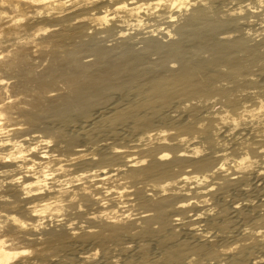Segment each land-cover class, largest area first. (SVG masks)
I'll return each instance as SVG.
<instances>
[{
    "label": "bare ground",
    "instance_id": "1",
    "mask_svg": "<svg viewBox=\"0 0 264 264\" xmlns=\"http://www.w3.org/2000/svg\"><path fill=\"white\" fill-rule=\"evenodd\" d=\"M252 18L264 0H0V264H264Z\"/></svg>",
    "mask_w": 264,
    "mask_h": 264
},
{
    "label": "rangeland",
    "instance_id": "2",
    "mask_svg": "<svg viewBox=\"0 0 264 264\" xmlns=\"http://www.w3.org/2000/svg\"><path fill=\"white\" fill-rule=\"evenodd\" d=\"M219 8H221V7H219ZM251 20H255V21H259V20H257L256 18H252ZM260 23H262V20H260L259 21V24ZM257 25H258V23H256ZM263 25H264V23H262ZM256 28H258V27H255L254 29H256ZM13 31H15V30H13ZM6 32V31H5ZM234 34H236V33H234ZM3 36V35H2ZM221 35H219V37H220ZM8 37V36H7ZM113 39L114 38H109L108 39V41H107V43H105V44H107V45H112L113 43H115V42H113ZM111 42V43H110ZM113 42V43H112ZM87 57V56H86ZM152 57H154V58H152ZM156 57V58H155ZM87 58H89V60H91V59H93V57H87ZM86 58V60H88ZM150 59H153V60H155V59H157V55H155V54H153V55H151V58ZM44 61H43V63L41 64V65H39V67L38 68H36L38 71H40V70H42V68H43V65H47V62H46V60L47 59H43ZM41 62H42V60H41ZM260 65L261 66V63H257V64H255V67L254 66H252L253 67V69H252V71H257V72H255L254 74H259V75H261V74H263V71L261 70V68H260V66H258L257 67V65ZM177 65V64H176ZM42 66V67H41ZM45 67V66H44ZM222 69H226V68H222ZM260 69V70H259ZM261 71V72H260ZM254 78H255V81H258V77H256V76H254ZM13 81H14V79H12ZM13 81H10V82H13ZM239 90H246V89H239ZM256 90H259V91H262L263 89H262V86L260 85V86H258L257 87V89ZM239 94V93H238ZM258 110H256L255 112H257ZM98 116V114L97 113H94V116L93 117H97L96 115ZM20 120V119H19ZM21 121V120H20ZM3 122H5V121H2V123ZM83 124V123H82ZM81 123L79 124H74V125H71V126H69L68 128L69 129H67L68 131H70V132H72V131H75V130H77V129H79V128H82V127H84L85 126V124H83L82 125ZM56 126V125H55ZM72 126H74L73 127V129H72ZM82 126V127H81ZM25 128H27V126H24ZM77 129H76V128ZM256 127H258V124H255V120L253 119V118H250L249 119V121H248V125H247V128L248 129H255ZM260 127V126H259ZM66 130V131H67ZM72 130V131H71ZM123 131H125V128L124 129H122ZM121 134V133H120ZM255 133H253V135H254ZM124 138H126V139H124ZM124 138L121 140V139H117V140H115V139H111V138H109L108 137V142H114V143H118V144H124V143H127L128 142V140L129 139H131V138H129V137H125L124 136ZM129 138V139H128ZM111 139V140H110ZM98 140H99V138H98ZM97 140V141H98ZM129 144V143H128ZM64 144H61V146H63ZM87 147L89 146V147H93V148H96V146L95 145H93V144H89V143H87V144H85ZM92 145V146H91ZM252 198V199H251ZM250 199L251 200H253L254 199V196L253 197H251ZM76 222H78V220L76 221ZM251 225H254V224H252L251 223ZM250 225L248 224L246 227H249ZM245 227V228H246ZM3 239H8V238H3ZM125 239H126V241H125ZM128 242V243H127ZM123 243V241L121 242V244H119L118 245V247H115L114 245V243H112V242H110L109 243V245L110 246H114V249L115 250H117V251H115V254H119V257H126L127 255V253H128V251H122V247H126V248H128V246L129 247H133V245L135 246L137 243H139L140 245H144L145 244V242L144 241H139L138 239H133V238H130V237H125L124 238V243ZM126 243V244H125ZM113 244V245H112ZM8 245L9 246H11L12 244L11 243H8ZM122 245H124V246H122ZM122 246V247H121ZM16 247H25V246H16ZM121 247V248H120ZM63 253L64 252H60V253H58V254H56L55 256H54V261H56V262H58V264H67V261H68V259L66 258V257H64V255H63ZM65 254V253H64ZM18 262H21V263H23V264H47V262L45 261V259H36V256L33 254V252H32V249L31 248H28V255L27 256H18V257H14L12 260H11V263L10 264H17Z\"/></svg>",
    "mask_w": 264,
    "mask_h": 264
}]
</instances>
